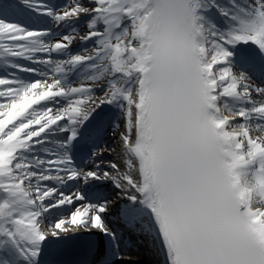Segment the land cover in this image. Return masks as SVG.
<instances>
[{
  "label": "snow or ice",
  "instance_id": "snow-or-ice-1",
  "mask_svg": "<svg viewBox=\"0 0 264 264\" xmlns=\"http://www.w3.org/2000/svg\"><path fill=\"white\" fill-rule=\"evenodd\" d=\"M3 40L0 264H132L109 181L162 264H264V0H0Z\"/></svg>",
  "mask_w": 264,
  "mask_h": 264
},
{
  "label": "bare ground",
  "instance_id": "bare-ground-1",
  "mask_svg": "<svg viewBox=\"0 0 264 264\" xmlns=\"http://www.w3.org/2000/svg\"><path fill=\"white\" fill-rule=\"evenodd\" d=\"M45 2L49 3L50 5H57L58 3H61V5H64V4L68 3L69 0H45ZM14 19H16V21L19 22V23H26V17H24V16L15 17ZM42 19H46V18H42ZM28 26L29 27H33V28L37 27L35 24H29ZM48 26H50V25H48ZM64 30L65 29H63L62 31H64ZM78 30L83 31V26L81 25ZM0 43H11V41L3 40V41H0ZM241 47L242 48H250V49H254L255 48V46H252V45H248V46L241 45ZM257 51H258V49H257ZM38 55L43 56L45 54H38ZM9 59H11V58H9ZM1 67H3V63L2 62H0V68ZM2 70H4L6 73L9 71L7 68H2ZM4 75H6V74H0L1 77L4 76ZM111 135L112 134H111V130H110L109 141L105 145V147H107L108 149H113V148L115 149V151H106V153L111 155L114 159L112 160L113 162L112 161H107V162L104 161V163L101 165V167L103 169H106V170L112 172L113 174H115V172H113V170L110 168V164L111 163L119 164V162H120V160H119L120 148H119L118 144L112 145L114 140L110 139L112 137ZM253 135L255 136L256 134L253 133ZM109 182H111V181H109ZM107 184H108V182H107ZM100 191L103 193V195L105 197H107L108 200H111L112 196H114L115 194H118V191L112 189V187H108V185L103 187V188H101ZM109 208H111V207L109 206ZM74 231H75V229L73 228L68 234H72ZM93 234H94L93 236L96 235V233H93ZM47 244H51V243H47ZM47 244L45 245L44 249H46L47 246H51L52 245V244L51 245H47ZM129 257H131V261L133 260L135 262H138V258L137 257H132V256H129V255H126L125 259H128ZM158 261H159V259L157 260V264H158ZM140 264H154V263H153V261H148V262L144 261V262H140Z\"/></svg>",
  "mask_w": 264,
  "mask_h": 264
},
{
  "label": "rangeland",
  "instance_id": "rangeland-1",
  "mask_svg": "<svg viewBox=\"0 0 264 264\" xmlns=\"http://www.w3.org/2000/svg\"><path fill=\"white\" fill-rule=\"evenodd\" d=\"M109 136H110V132H108V134L105 135L104 137H105L106 139H108ZM111 136H112V135H111ZM111 138H112V137H111ZM117 139H118V138H117ZM112 140H114V139L112 138ZM115 144H117L116 140H114V142L112 143V145H115ZM103 156H104V161H112V160L114 159L111 155H108V154H106V153H103ZM120 157H121V156H119V159H120ZM112 162H113V161H112Z\"/></svg>",
  "mask_w": 264,
  "mask_h": 264
}]
</instances>
